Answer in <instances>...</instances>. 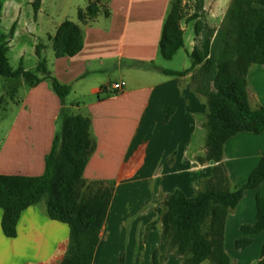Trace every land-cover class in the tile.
Here are the masks:
<instances>
[{
	"label": "crops",
	"instance_id": "1",
	"mask_svg": "<svg viewBox=\"0 0 264 264\" xmlns=\"http://www.w3.org/2000/svg\"><path fill=\"white\" fill-rule=\"evenodd\" d=\"M31 1L8 0L6 19L9 27L14 26L9 50L14 40L36 32L39 13L40 18L44 14V0L35 17L33 12L30 17L27 14ZM229 2L204 0L202 9L208 11L210 23L221 22ZM91 3L99 6V12L80 23L77 10ZM169 5L170 0H70L58 20L48 23L47 45L40 52L50 77L70 87L68 95L60 100L49 79L29 85L19 94L24 85L20 79L11 93L9 110L14 118L0 142V174L42 175L62 116L81 115L90 121L95 148L83 178L114 183L92 264H119L120 260L122 264H152L162 229L155 212L159 196L180 190L192 197L214 165L197 159L206 150V136L196 137L205 128L206 105L192 90L190 73L169 76L162 70L187 68L156 65ZM65 20L80 26L82 50L73 57L55 58L52 52L50 59L44 58L45 51L51 49L49 38ZM192 49L186 52L190 54ZM35 57L32 69L39 60ZM115 74L124 84L122 92L115 95L101 90L112 83ZM246 90L251 108L264 107V65L248 69ZM32 116L35 119L30 121ZM263 152L264 132L239 133L225 143L223 163L232 187L246 182ZM257 193L264 195V182L246 189L226 217L223 248L231 264H258L260 260L262 233L251 235L250 245L243 249L234 246L242 236L241 227L256 222ZM1 216L0 210V221ZM154 221L155 226L148 229ZM67 237V225L49 219L44 206H31L21 213L15 238L5 237L0 227V264H59ZM164 264H180V258L170 254Z\"/></svg>",
	"mask_w": 264,
	"mask_h": 264
},
{
	"label": "trees",
	"instance_id": "2",
	"mask_svg": "<svg viewBox=\"0 0 264 264\" xmlns=\"http://www.w3.org/2000/svg\"><path fill=\"white\" fill-rule=\"evenodd\" d=\"M0 0V23L2 4ZM202 0H197L201 9ZM41 0H32L35 17ZM99 12L96 3L77 10L82 23ZM181 0H170L162 24L158 53L171 60L183 48L180 22ZM195 27V34L199 32ZM14 26L8 34L0 26V76L21 79L35 86L49 79L51 88L60 100L70 87L50 77L44 59H40L42 45H37L38 62L34 69H16L9 65L7 53ZM203 34L199 46L189 54L192 62L183 71L162 70L169 76L198 75L196 93L206 105L205 154L200 163L212 162L210 175L200 183L190 198L180 190L160 195L155 212L161 223V236L152 253V264H164L168 255L180 258V264H231L223 248L224 223L228 213L236 207L246 189L264 182V152L244 184L232 187L223 163L225 143L239 133L255 135L264 132V107L251 108L246 90V73L253 65H264V0H231L221 27ZM51 41L55 58L73 57L82 50L83 36L78 24L65 20ZM195 69H198L197 71ZM104 87L101 88L103 90ZM2 99L0 98V106ZM169 115V114H168ZM166 116V119L168 118ZM90 121L81 115L65 114L54 136L51 150L44 159L40 176L0 174V227L7 238H15L16 225L23 211L43 203L46 216L67 225L68 237L59 264H92L93 255L110 204L114 183L106 180L86 181L84 169L94 151L95 142L89 132ZM256 222L242 226V236L234 246L243 249L250 245V236L262 233L263 243L258 264H264V195H255ZM152 222L149 228L155 226ZM120 260L119 264H122Z\"/></svg>",
	"mask_w": 264,
	"mask_h": 264
},
{
	"label": "rangeland",
	"instance_id": "3",
	"mask_svg": "<svg viewBox=\"0 0 264 264\" xmlns=\"http://www.w3.org/2000/svg\"><path fill=\"white\" fill-rule=\"evenodd\" d=\"M69 1L70 0L43 1L42 9L44 11V14L40 18V13H39V16L37 18V25L35 26L36 32H34L33 35L26 36V38H20L12 42V47L7 53L8 62L12 69H16L20 65V57L22 54L24 55L22 58V66L27 68V70L32 69V67L35 64V58H36L34 54L35 47L37 45H42V46L47 45L45 32L47 31L48 23H50L51 21L58 20V15L60 14V11L62 9H65ZM203 3L204 0H202L201 9L198 10L197 0H181V13L183 19L180 22V28L181 26L186 25L184 26L185 29L183 30V41L186 49L183 46L182 49L176 52V54L173 56V58L170 61H165L161 57H158L156 61V65L174 70H181L183 69V67L189 68L192 60L189 57V53H187L186 50L188 51L192 46L193 49L194 47L199 46L201 42V38L204 33L213 30L214 31L213 35H215V32L221 27L223 23L224 16L220 23H216V22L210 23L208 20V11H203L202 9ZM9 4L10 3L8 2V0H4L2 4L1 17L3 19V24L1 26V30L5 34H8L10 29L8 25L9 21L8 19H6V8L9 7ZM27 10H28L27 14L30 17L32 15L31 7H28ZM196 26L199 27L200 29L198 32V36L195 34ZM24 47H26L25 51L21 52L22 50H24ZM51 53L52 51L49 48L48 50L45 51L43 57L44 58L46 57V59H50ZM195 70L197 71L198 69ZM197 76L198 75L194 71L191 72L189 76L193 91L195 90V88H197V82H198ZM18 81H20V79L18 80L9 79L0 76V98L2 99L1 107H3V109H0V142H2L6 130L10 127L11 123L13 122L14 113L9 110V108L11 107L10 99H11L12 90L14 87L17 86ZM115 81L119 83L117 74L113 75V77L111 78L112 83H114ZM23 84H24L23 87H21L19 90V94H23V90L29 87V84L25 82ZM201 99L204 101L203 98ZM87 101H88L87 99L84 100V102L80 103V105L82 106ZM32 119H35V117L32 116L30 121H32ZM204 121L206 122V117ZM59 127H61V123H58V128ZM202 135L206 136V128L200 130L196 137L199 138ZM38 206L40 208V206H44V205L43 203H41ZM202 264H206V262Z\"/></svg>",
	"mask_w": 264,
	"mask_h": 264
},
{
	"label": "built area",
	"instance_id": "4",
	"mask_svg": "<svg viewBox=\"0 0 264 264\" xmlns=\"http://www.w3.org/2000/svg\"><path fill=\"white\" fill-rule=\"evenodd\" d=\"M123 82H115V83H111L107 86L104 87L103 91H111L113 92V94H119L120 92H122L123 90Z\"/></svg>",
	"mask_w": 264,
	"mask_h": 264
}]
</instances>
